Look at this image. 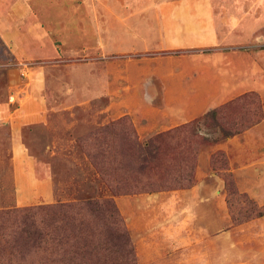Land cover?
Returning <instances> with one entry per match:
<instances>
[{"label":"rangeland","instance_id":"1","mask_svg":"<svg viewBox=\"0 0 264 264\" xmlns=\"http://www.w3.org/2000/svg\"><path fill=\"white\" fill-rule=\"evenodd\" d=\"M177 1L0 0V209L111 196L75 139L122 116L132 121L128 113L110 116L111 105L124 111L142 103L164 107L162 81L124 76L133 75L138 59L151 56L135 48L157 38L158 14ZM212 3L220 47L234 51L231 75L238 83L251 80L245 92H256L264 110V0ZM147 85L158 98L144 99ZM38 101L44 120L24 125L20 136L35 177H51L52 189L48 196L33 194L20 203L9 113L27 104L38 109ZM218 152L226 164L218 155L214 170L211 156ZM225 174L239 194L264 210V118L239 135L200 145L193 186L112 197L135 252L171 251L182 246L172 242L200 236V264H264V214L233 219ZM232 204L234 210L247 206L239 196Z\"/></svg>","mask_w":264,"mask_h":264},{"label":"trees","instance_id":"2","mask_svg":"<svg viewBox=\"0 0 264 264\" xmlns=\"http://www.w3.org/2000/svg\"><path fill=\"white\" fill-rule=\"evenodd\" d=\"M264 118L254 91L206 110L193 120L141 141L128 116L76 137V146L110 191V197L0 209V264H138L135 247L112 197L185 189L194 185L199 146L241 134ZM218 155L211 156L215 170ZM227 202L235 221L262 216L225 174ZM239 196L246 209H233Z\"/></svg>","mask_w":264,"mask_h":264},{"label":"crops","instance_id":"3","mask_svg":"<svg viewBox=\"0 0 264 264\" xmlns=\"http://www.w3.org/2000/svg\"><path fill=\"white\" fill-rule=\"evenodd\" d=\"M215 19L212 0H179L165 4L164 11L158 14L157 38L145 47L135 48L152 52L151 56L138 59L133 65V75L128 73L124 76L126 79L151 76L162 81L165 85L162 91L164 107H150L142 103L138 107L126 106L125 112L120 104H114L109 107L110 110L113 106L110 116L117 118L130 114L138 138L144 141L245 92L251 80L246 77L238 83L236 76L231 75L230 57L234 51L220 47ZM148 85L144 99L158 98V93L153 96ZM137 96L141 99L139 94ZM37 104L43 106L41 101ZM45 115V108L30 109L28 104L9 113L14 181L20 203L33 194L48 196L49 189H52L51 177H35L34 161L24 150L20 136L24 125L42 121ZM181 240L172 242L182 246L171 251L156 248V251L136 252L138 264H200V236Z\"/></svg>","mask_w":264,"mask_h":264}]
</instances>
